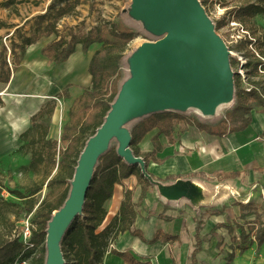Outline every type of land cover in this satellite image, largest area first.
Segmentation results:
<instances>
[{
    "label": "rangeland",
    "instance_id": "rangeland-1",
    "mask_svg": "<svg viewBox=\"0 0 264 264\" xmlns=\"http://www.w3.org/2000/svg\"><path fill=\"white\" fill-rule=\"evenodd\" d=\"M52 1L57 3L59 7L65 5V3L69 4V6L72 4V6H70L71 9L65 16L56 21L51 20L54 22L55 32L48 36L43 35L33 44L26 46L25 52L22 55H19L18 51L19 62L17 64L14 63L10 55L7 56V60L10 62L11 71L20 73V77L17 76L16 79L18 87L21 85L19 93L26 95L27 93L45 91L47 83V88L51 93L40 95V99L42 98L41 105L45 104L47 107L54 105V110L48 122L46 138L56 139L58 145H60V137L64 126H79L83 120L84 113L76 101L80 99L84 91L90 86V74L87 65L90 54L99 48L101 43L93 42L86 52L82 51L80 43H76L74 52L60 65H54L48 57L41 53V48L60 37L69 39V34L71 32L77 35L83 34L96 25L105 27H110L111 25L128 27L134 31L136 35L128 42L124 51L121 67L116 76V88L118 89L120 83L128 74L125 64L126 56L139 43L152 40L154 37L142 29L139 22L133 21L126 13L122 12L124 8L128 7L130 0H0V23H2L0 25L1 42L9 47L12 38L19 41V35L29 34L30 28L36 21V16L47 13ZM248 3H259L264 5V0H205L202 4L207 14L213 20L216 32L222 36L226 45L231 50V66L233 71L239 74V87L249 90L252 81H256L260 85L259 91L264 96V70L258 65L256 75L253 76L250 73V71H254L251 70L254 62L257 60L264 61V14L255 16L238 15V11H236L238 7ZM45 23L46 22H43V25ZM102 35L110 39L112 37L105 30L102 32ZM247 62L251 63L249 68L245 67ZM5 89L6 84L0 83L1 99H3L2 97H6L4 95ZM48 89H46V91ZM247 101L253 106L251 116L262 110L260 106L255 104L254 99L249 98ZM234 105L235 99L230 104L220 106L215 118H202L193 110H189L182 114L190 120L212 125L223 119L227 111L231 110ZM4 106L5 103L3 101V104L0 103V114L2 115ZM20 108H22V105L16 100H13L9 106V112L17 111ZM35 108L36 106L31 107V109ZM138 121L140 120L130 123L128 125L129 128L131 129ZM185 121L184 119L173 121L174 132L171 140L164 134L159 135L158 141L163 148L166 144H173L176 142V139L180 138L184 133H180L182 129L195 131L199 134V128L195 124L188 125ZM256 125L257 124H255L254 130H256ZM18 128L20 127L14 126L13 129L0 128V204L3 205L1 206L3 211H0V232L6 237L8 235H18L17 232L22 228L21 221L23 219L22 215H17L19 209L18 203L22 202V200L11 193V191L19 190L23 192L25 188L34 181L41 182L49 173L50 175L48 178L55 174L58 169V163H56L54 167H51L50 164L43 163L38 172H34L31 169H22L23 165L28 164L30 153L24 150H18L20 144L26 143L25 140L22 141L19 138V134L28 127L20 133L17 131ZM147 134L149 137L151 136L150 142L152 143L153 149L154 145L152 138L157 134V128H153ZM147 134H145L144 137ZM257 136V139L262 141L264 139V132ZM140 141L137 144L138 147ZM116 146L117 142L112 140L110 148L116 151ZM140 148L141 146L139 149ZM150 151L140 149L142 153H149ZM55 157L58 161L60 157L58 151ZM149 159V161H153L151 156H149ZM206 174L199 172L197 177L199 176L198 178L205 180L209 186L213 187L218 183L229 184L226 190V199L221 203L218 201L211 207H202L199 209H195L189 201L184 199L175 203H165L158 196L156 187L153 184L143 181L139 182L137 176L132 174L124 178L121 184L115 185L114 190L116 191L114 195L105 202V208L107 210L105 223L109 221L111 217H113L112 214L115 213L118 196L123 197V190L126 188L133 189L136 216L139 214L143 217L142 219H144L138 221L140 224L138 223L137 227L144 233L143 235H145L146 238H151L156 230L175 233L182 226L184 230L186 225H194L195 230V224L200 220L202 221L200 230L202 249L197 254V257L201 258L199 264H225L227 254L232 250H235L236 253L238 250L233 247L227 230L224 227H220L218 224L225 223L234 226V234L238 236L239 229H237L235 225L237 222L240 224L244 223V219L240 218V208L238 214L237 210L234 212L233 207L236 206L235 209H237V205H239L240 202L245 203L249 199H251L252 202L250 206L245 209V213H247L246 219L253 221L257 217H260V219L264 218V176L257 175L255 178L251 179L248 177V170H242L237 177L226 179L214 175V173ZM175 177L176 175L174 174H169L164 177L154 175L155 179H159L163 182L173 181ZM47 191L48 189L44 185L42 189L35 194L37 200L35 207L44 198ZM6 201L14 204H5ZM225 207L230 208V214L220 218L222 221H216L214 226L209 228V224L207 223L208 218H213L215 216L213 219L219 220L218 216L223 212ZM216 212H218V214H216ZM163 214L167 216H165V220L170 223H161L159 221L163 218ZM173 215H177L182 222H177V224L172 223V218L168 217H173ZM11 222H14V226H11ZM257 225L258 224H255V227ZM244 226L245 228L248 227L247 224H244ZM33 227H35V224H32V228ZM132 227L137 228L136 225L134 226V223ZM211 230L214 235L211 234ZM183 232V238L182 241H180V251L182 252L179 255V263L188 264L190 259L189 254H186L187 245L192 242V244L188 246H193L194 237H191V233L186 231ZM122 234L121 237V234L119 235L121 240H119L118 237L116 242L112 245L114 249L119 251H143L142 248L148 245L144 243L143 246V244H141L143 241L139 237L137 238V236L133 237L128 231ZM177 240H179V238H175V241ZM173 242L174 240L167 243L171 245ZM28 244H31V242H28ZM173 251H175V249H173ZM213 251H220L223 255L218 256ZM259 254L260 253L255 252V245H253V247L246 250L242 255L239 254L240 256L237 260H239V264H260L258 262ZM232 262H236L237 264V261Z\"/></svg>",
    "mask_w": 264,
    "mask_h": 264
},
{
    "label": "trees",
    "instance_id": "trees-1",
    "mask_svg": "<svg viewBox=\"0 0 264 264\" xmlns=\"http://www.w3.org/2000/svg\"><path fill=\"white\" fill-rule=\"evenodd\" d=\"M204 1L201 0L202 3ZM70 6L65 3V5L59 7L57 3L52 1L47 13L36 16V21L30 28L29 34L19 35V41L12 38L9 47L0 40V83L7 84L11 77L12 71L7 56H12L14 63L17 64L19 62L18 56L25 52L26 46L33 44L43 35L48 36L55 32L53 21L65 16L71 9ZM236 11L241 16H255L264 14V5L248 3L239 6ZM43 22L46 23L43 25ZM104 30L112 36L111 39L102 35ZM69 35V39L60 37L47 43L41 48V53L48 57L54 65H60L74 52L76 43H80L83 52H86L93 42L101 43V46L92 53L88 62L90 86L84 91L80 99L76 101L81 107L84 117L79 126H64L60 137V145H58L56 139L46 138L48 122L53 113L54 105L47 107V105L43 104L31 115L28 128L19 134V138L22 141L25 140L26 143L20 144L18 150L30 153L29 162L27 165H23L22 169H31L34 172H38L43 163L50 164L51 167L58 163V169L49 178L50 173L41 182L34 181L23 192L19 190L11 191V193L22 200V202L18 203L17 215H22V218H24L31 214L30 221L35 224V227L32 228L31 244L29 245L23 244L18 235H8L6 237L0 232V264H14L22 261H25L26 264L44 263L47 223L52 212L58 209L67 197L74 167L86 140L101 125L104 116L110 108V103L117 94L116 76L120 70L127 44L136 33L125 26L111 25L110 27H105L96 25L83 34L77 35L71 32ZM258 65L264 70V61L257 60L251 67V70H254L250 71L251 75H256ZM249 66H251V63L247 62L245 67L249 68ZM234 78V87L236 89L235 105L231 110L227 111L223 119L215 124L207 125L190 120L184 117L183 114L174 111L151 114L135 123L131 128L132 139L130 146L134 154L141 156L145 160L146 165L150 160L149 156H151L153 161L161 162L162 159L157 157V153L162 150L163 146L159 143L158 137L160 134H164L171 140L174 132L173 121L177 119H184L188 125L195 124L200 130L218 137L244 130L251 122V111L253 109V106L247 100L249 98L254 99L255 104L264 110V96L259 91L260 85L258 82L252 81L251 88L246 90L239 87V74L237 72H234ZM0 103L3 104L1 97ZM153 128H157V134L152 138L154 147L149 153H142L137 144ZM186 130L182 129L180 133ZM57 151L60 155L58 161L55 157ZM132 174L137 176L139 182H149L141 174L137 165L126 164L117 156L113 148H110L99 158L93 178L86 191L82 215L74 219L61 241L65 264H103V258L107 252L122 257L125 262L130 264H149L136 259L129 251H119L112 247L119 235L126 231L133 236L139 237L147 244H152L159 240L172 242V240L175 241V238L178 239L177 235H171L161 230H156L154 235L147 239L140 229L132 227L136 218V210L133 201V189L129 188L123 190V197L117 213L105 223L107 215L105 202L113 196L115 185L121 184L124 178ZM150 174L154 177L152 173ZM198 174L195 172L190 176H197ZM239 174L240 172L236 170L214 172V175L225 179L236 177ZM44 185L48 191L35 207L37 203L35 194ZM251 202V199H249L245 203H239L240 218L244 219V223L240 224L237 222L235 225L239 229L238 236L234 234V226L225 223L218 224L227 230L233 247L240 254L253 244H255V252L258 253L261 246L264 245V218L260 219V217H257L253 221L246 219L247 213H245V209L250 206ZM5 204L14 203L6 201ZM1 206L3 205L0 204V211H3ZM10 224L14 226V222ZM244 224H247L248 227L245 228ZM255 224L258 225L255 227ZM201 227L202 221L199 220L195 224L194 244L189 254V264L197 263V254L202 249ZM210 232L214 235L212 230ZM234 257L235 250H232L227 254L225 264H230Z\"/></svg>",
    "mask_w": 264,
    "mask_h": 264
},
{
    "label": "water",
    "instance_id": "water-1",
    "mask_svg": "<svg viewBox=\"0 0 264 264\" xmlns=\"http://www.w3.org/2000/svg\"><path fill=\"white\" fill-rule=\"evenodd\" d=\"M154 39L139 43L125 58L127 76L103 122L79 153L68 194L51 214L45 236L43 264H65L62 238L76 217L82 215L86 191L99 158L117 142L116 154L156 187L164 201L187 200L195 208L211 207L226 196L227 183L210 187L196 177L163 182L147 170L145 160L134 154L129 124L165 111H195L215 118L220 106L235 99L231 50L216 32L201 0H130L122 10Z\"/></svg>",
    "mask_w": 264,
    "mask_h": 264
},
{
    "label": "crops",
    "instance_id": "crops-1",
    "mask_svg": "<svg viewBox=\"0 0 264 264\" xmlns=\"http://www.w3.org/2000/svg\"><path fill=\"white\" fill-rule=\"evenodd\" d=\"M91 55L92 54H90V57ZM87 69H88V65H87ZM17 76L20 77L19 72L16 73L12 72L9 82L6 84V89L4 93L6 97H2L5 106H4V111H2L3 115L0 114V128L13 129L14 126H17L20 127L17 130L18 133H20L22 130L28 127L30 123L31 115L40 108L42 104L41 101L42 98L40 99V95L43 94L46 95L47 93H51V92L47 88V83H46V89H48L47 91L45 89V91L32 92L23 95L22 93H19V88L21 87V85L20 87H18V84L16 83ZM13 100L19 102L22 105V108L14 112H9L10 111L9 106L11 105ZM32 106H36V108L31 109ZM255 124H257L256 130H254ZM263 132H264V110H261L255 113L253 116H251V122L244 130L232 132L223 137L210 135L200 129H199V134H197L195 131L186 130L180 136V138L176 139V142H174L173 144H166L164 148L157 153V157L162 159L161 162L159 163L154 161L148 162L147 170L153 175H156L158 177H164L169 174H174L177 177L198 178L199 176L197 177L190 175L195 172L196 173L203 172L204 174L206 173L210 174L216 171L231 172L234 170L239 171L240 173L242 170H248V177H250L251 179L255 178L257 175L264 176V150H263L264 139L262 141L257 139L258 138L257 135L262 134ZM150 137L147 134L140 141L139 147L141 146L140 148L141 150L150 151L152 149V143L150 142ZM201 180L205 182V180L203 179ZM205 183L207 184V182ZM115 191L116 190H114V192ZM121 199L122 197L118 196L117 208L115 210V213L119 208ZM225 199L226 197L222 199L219 203H221ZM161 200L164 201L162 198ZM164 202L167 203L166 201ZM235 207L236 206L233 207L234 212L237 210L239 214L240 206L237 205V209H235ZM115 213H113L112 215H114ZM229 214H230V208L225 207L223 209V212L220 213V215L218 216L219 220L213 219L215 218V216L213 218H208L207 223L209 224V228L213 227L216 221L217 222L222 221V219L220 218L226 217ZM165 216L166 215H164L163 218L159 220L161 223L167 222L165 220L166 219ZM142 218L143 217L137 214L134 221V226L136 225L137 227L139 223L138 221L144 220ZM168 218H172L171 219L172 223L177 224V222H182L177 215H173V217H168ZM162 231L166 232L164 230ZM183 231L191 233V237H192L194 235V225H190V226L186 225L184 230L182 226L175 233L166 232L168 234H173L178 236L179 240L174 241L173 242L174 245L173 244L168 245L167 242L156 241L155 243L144 246V242L141 241L142 242L141 244H143L144 246V248H142L143 251H129V252L136 259L143 262H148L149 264H181L179 263L180 260L179 255L182 252L180 251L181 250L180 241H182L183 238L182 237V234L184 233ZM122 235L123 234H121L120 237ZM120 237L118 238L119 240H121ZM189 244H192V242H190ZM188 245L186 251L187 255L190 254L192 248L191 246ZM253 245L251 247H253ZM173 249H175V251H173ZM213 252H215L218 256L223 255V253H221L220 251H213ZM243 253H241V255ZM258 253H260L258 255V262L262 264L264 263L263 261L264 245L261 246L260 251ZM239 254L240 253L236 251L235 257L233 259V261H237V264H239V260H237L238 257L240 256ZM200 260L201 258L197 257L198 264L200 263ZM231 263L236 264V262L235 263L231 262ZM103 264H130V263L125 262L122 257L116 254L107 252L103 258Z\"/></svg>",
    "mask_w": 264,
    "mask_h": 264
},
{
    "label": "built area",
    "instance_id": "built-area-1",
    "mask_svg": "<svg viewBox=\"0 0 264 264\" xmlns=\"http://www.w3.org/2000/svg\"><path fill=\"white\" fill-rule=\"evenodd\" d=\"M30 216H31V214L22 219V221H21L22 228L18 232V236L20 238V241L23 244H28V242H31L32 224L30 221ZM14 264H26V262L25 261L15 262Z\"/></svg>",
    "mask_w": 264,
    "mask_h": 264
}]
</instances>
